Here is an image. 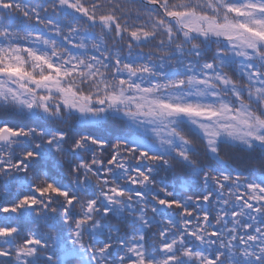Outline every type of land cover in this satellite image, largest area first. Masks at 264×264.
Returning <instances> with one entry per match:
<instances>
[{
    "label": "snow or ice",
    "instance_id": "obj_1",
    "mask_svg": "<svg viewBox=\"0 0 264 264\" xmlns=\"http://www.w3.org/2000/svg\"><path fill=\"white\" fill-rule=\"evenodd\" d=\"M0 264H264V0H0Z\"/></svg>",
    "mask_w": 264,
    "mask_h": 264
}]
</instances>
